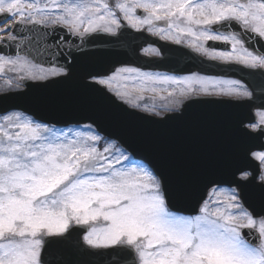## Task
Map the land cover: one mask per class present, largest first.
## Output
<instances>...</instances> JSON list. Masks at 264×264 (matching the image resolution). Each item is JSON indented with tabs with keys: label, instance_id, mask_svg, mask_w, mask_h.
<instances>
[{
	"label": "snow or ice",
	"instance_id": "obj_1",
	"mask_svg": "<svg viewBox=\"0 0 264 264\" xmlns=\"http://www.w3.org/2000/svg\"><path fill=\"white\" fill-rule=\"evenodd\" d=\"M0 15V74H16L5 79L9 87L67 77L78 54H88L61 36L46 69L20 55L19 26L63 28L81 43L134 29L218 61L213 67L226 75L110 66L88 70V87L162 119L189 103H242L240 137H264V0H0ZM13 46L15 55L3 50ZM143 52L161 55L155 47ZM94 125L58 129L19 105L0 112V264H48L47 249L74 233L84 255L118 252L123 264H264V150L242 148L226 162L231 179L208 178V198L185 215L169 201L194 193L170 191L150 163ZM249 185L259 210L247 201Z\"/></svg>",
	"mask_w": 264,
	"mask_h": 264
},
{
	"label": "water",
	"instance_id": "obj_2",
	"mask_svg": "<svg viewBox=\"0 0 264 264\" xmlns=\"http://www.w3.org/2000/svg\"><path fill=\"white\" fill-rule=\"evenodd\" d=\"M58 40L55 36L52 45ZM73 42L88 54H78L70 75L43 83L25 81V90L0 96V112L19 105L37 120L58 127L95 122L101 134L118 137L136 158L158 170L170 191L195 194L170 199V209L184 214L197 213V200L202 202L211 187L208 178L223 182L231 179L226 162L234 159L242 148L261 149L253 139L256 136L241 138L239 135L238 121L247 116L242 103L187 102L186 109L169 115V119L154 118L128 109L114 97L101 95L85 83L88 70L110 66L177 71L181 62L178 47L151 42L159 47L163 57H143L138 51L150 41L141 33L129 31L119 39L97 33L84 43L80 39ZM36 47L32 43L23 45L20 54H28L38 64L52 65L49 61L54 59V47L49 45L50 55L39 52ZM9 53L16 54L15 46ZM59 62L63 63L62 58ZM245 192L248 203L259 210L262 205L257 189L249 185ZM194 205L196 212L192 211ZM83 247L82 240L78 243L74 233L69 242L50 246L45 258L48 264H123L124 257L118 252L84 255Z\"/></svg>",
	"mask_w": 264,
	"mask_h": 264
},
{
	"label": "rangeland",
	"instance_id": "obj_3",
	"mask_svg": "<svg viewBox=\"0 0 264 264\" xmlns=\"http://www.w3.org/2000/svg\"><path fill=\"white\" fill-rule=\"evenodd\" d=\"M9 75H11V76H9ZM15 75V73H12V72H8V74H5V75H2L1 74V77H2V80L0 81L1 83H0V91H6V90H14V89H17L16 88V85L13 83L10 87L9 86H7L5 83H4V81H5V79L6 78H8V77H13ZM149 95H151V94H147L146 96H149ZM149 103H151V101H148ZM160 103H162L161 101H157V104L159 105ZM152 115H154V114H152Z\"/></svg>",
	"mask_w": 264,
	"mask_h": 264
},
{
	"label": "flooded vegetation",
	"instance_id": "obj_4",
	"mask_svg": "<svg viewBox=\"0 0 264 264\" xmlns=\"http://www.w3.org/2000/svg\"><path fill=\"white\" fill-rule=\"evenodd\" d=\"M142 14V13H141ZM205 58H207V57H205ZM201 74V73H200ZM202 75H205V74H202Z\"/></svg>",
	"mask_w": 264,
	"mask_h": 264
}]
</instances>
